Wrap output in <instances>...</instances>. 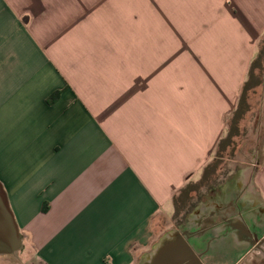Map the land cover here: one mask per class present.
Here are the masks:
<instances>
[{
    "label": "crops",
    "instance_id": "obj_1",
    "mask_svg": "<svg viewBox=\"0 0 264 264\" xmlns=\"http://www.w3.org/2000/svg\"><path fill=\"white\" fill-rule=\"evenodd\" d=\"M263 37L264 0H0V181L24 250L140 264L227 136ZM253 187L264 203V164Z\"/></svg>",
    "mask_w": 264,
    "mask_h": 264
},
{
    "label": "rangeland",
    "instance_id": "obj_2",
    "mask_svg": "<svg viewBox=\"0 0 264 264\" xmlns=\"http://www.w3.org/2000/svg\"><path fill=\"white\" fill-rule=\"evenodd\" d=\"M256 60L254 87L248 92L247 111L238 124L236 134L226 150L215 154L207 178L201 184H193L188 193L180 198L177 202L176 214L171 219L164 215L158 217L160 231H158V241L167 233L183 231L182 227L187 228L188 233H199L202 223L198 226L194 219L197 220L195 215L198 213L202 216L205 212L207 200L222 201L226 204L228 201L241 199L248 207L250 205L246 202H252L255 206L260 204L253 200L250 190L253 187L254 176L264 164V37L258 44ZM248 177H251V180ZM212 189L219 191L212 192L210 191ZM197 240H201V237ZM0 264L39 263L31 252L23 249L16 256L0 258Z\"/></svg>",
    "mask_w": 264,
    "mask_h": 264
},
{
    "label": "flooded vegetation",
    "instance_id": "obj_3",
    "mask_svg": "<svg viewBox=\"0 0 264 264\" xmlns=\"http://www.w3.org/2000/svg\"><path fill=\"white\" fill-rule=\"evenodd\" d=\"M206 204L208 211L202 220V228L199 233L192 232L190 239L194 250L202 254V263L264 264V203L255 206L249 202L248 207L241 199L231 200L216 212L209 208L210 201ZM198 234L201 240L193 237ZM234 236L239 238L235 239L239 243H233Z\"/></svg>",
    "mask_w": 264,
    "mask_h": 264
},
{
    "label": "water",
    "instance_id": "obj_4",
    "mask_svg": "<svg viewBox=\"0 0 264 264\" xmlns=\"http://www.w3.org/2000/svg\"><path fill=\"white\" fill-rule=\"evenodd\" d=\"M192 233L176 230L164 235L146 253L140 264H203L202 254L191 246ZM196 239L201 236H193ZM24 249V239L0 181V257L16 256Z\"/></svg>",
    "mask_w": 264,
    "mask_h": 264
},
{
    "label": "trees",
    "instance_id": "obj_5",
    "mask_svg": "<svg viewBox=\"0 0 264 264\" xmlns=\"http://www.w3.org/2000/svg\"><path fill=\"white\" fill-rule=\"evenodd\" d=\"M256 67H257V60L255 59L254 62L252 63L248 80H247L246 84L244 85L242 95L240 98V102L238 105V109L236 110V112L234 113L233 117L230 120L228 134L219 144L218 152H220L221 150H226V147L229 145L230 140L232 139V137L237 132L239 122L241 121L245 112L247 111L246 98H247L248 92L254 87V83H253L254 79L253 78H254V71H255ZM209 171H210V165L205 169L204 175H203V180L200 182V184L204 181V179L207 178ZM191 186L192 185L187 186L182 191L180 196H178L174 199L175 206H177V202L180 200V198H182V196H184L185 194L188 193Z\"/></svg>",
    "mask_w": 264,
    "mask_h": 264
},
{
    "label": "bare ground",
    "instance_id": "obj_6",
    "mask_svg": "<svg viewBox=\"0 0 264 264\" xmlns=\"http://www.w3.org/2000/svg\"><path fill=\"white\" fill-rule=\"evenodd\" d=\"M251 173V172H250ZM249 173V175H250ZM248 175V176H249ZM250 180H251V177H248ZM252 187V186H251ZM251 193H252V196H253V200L256 201L257 203H260L259 201L261 200L260 197L258 196V194H256L254 188L252 187L251 188ZM262 201V200H261ZM261 204V203H260Z\"/></svg>",
    "mask_w": 264,
    "mask_h": 264
}]
</instances>
